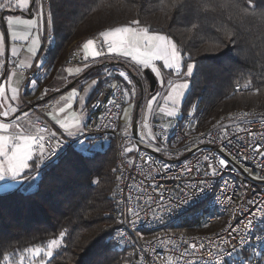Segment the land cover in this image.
Wrapping results in <instances>:
<instances>
[{"label":"built area","instance_id":"2783aa9c","mask_svg":"<svg viewBox=\"0 0 264 264\" xmlns=\"http://www.w3.org/2000/svg\"><path fill=\"white\" fill-rule=\"evenodd\" d=\"M39 2L46 16L49 1ZM50 39L46 34L41 55ZM83 61V53L71 47L65 65ZM21 72L28 87L40 66L35 62ZM108 77L92 99L83 133L68 137L49 118L53 101L31 106L35 135L44 136L46 147L50 139L62 141L43 168L80 145L92 153L114 146L118 188L113 238L130 249L132 264H264V111L240 109L201 131L191 130L192 116L184 118L182 112L140 119L134 129L121 119L125 84L115 74ZM141 83L148 96L145 76ZM47 91L41 89L43 97Z\"/></svg>","mask_w":264,"mask_h":264},{"label":"trees","instance_id":"16d2710c","mask_svg":"<svg viewBox=\"0 0 264 264\" xmlns=\"http://www.w3.org/2000/svg\"><path fill=\"white\" fill-rule=\"evenodd\" d=\"M48 1L47 76L58 72L74 43L138 20L177 45L182 74L194 65L182 104L191 130H205L233 109L264 111V0ZM117 188L114 146L104 153L69 150L42 168L35 189L0 195V264L61 232L63 245L48 264H132L130 249L113 238Z\"/></svg>","mask_w":264,"mask_h":264},{"label":"crops","instance_id":"0c3cea01","mask_svg":"<svg viewBox=\"0 0 264 264\" xmlns=\"http://www.w3.org/2000/svg\"><path fill=\"white\" fill-rule=\"evenodd\" d=\"M33 1L34 0H29L28 6L21 8L15 7L14 5L16 4V0H12L13 6L1 8L3 9V13L0 14V34L3 35V40L0 41V88L4 89V95L0 96V113L8 111L9 115L7 117L0 115V123H8L12 125V127L9 128V133L18 132L23 129L25 134L35 135L37 133V128L33 123V114L31 113L30 108L32 105L43 103L47 99L53 101L54 105L52 109H54L56 104L61 102H58V99L67 96L69 104L71 105L67 114L71 113V116L73 117L79 108V98L76 100V96L73 95V89L75 87H80L79 93L82 94L85 87L95 81L89 99L87 102L83 103L82 107L84 117L81 119L80 127L84 128L88 117V110L94 94L105 83V77H108L111 74L117 75L124 82L127 90V101L123 109L121 118L122 121L129 123L134 129L138 125L140 119L148 121L146 120L148 104L150 99L158 93V88H156L154 93H150L151 95L149 98H144L141 81L145 76V71H150L153 74L154 72L151 68L156 65L162 72L169 74L168 81L177 76L175 71L173 69L163 67V62L159 61L157 63L153 62V65L148 68H141L138 72L133 66L135 62L131 61L130 58L121 57L116 53H108V43H102L104 38L98 34L87 38L81 43H74L72 45V48L79 49L83 53V63L76 66H66L65 62H63L62 67L58 69V72H56L54 76H47L45 72L42 71V63L44 62L48 48L43 55H41V52L43 50V41L46 34L51 37L50 18L47 17L48 9L46 10V16H44L39 0H35L34 5ZM1 3V5H6L9 3V0H5V2ZM9 18L14 21L11 29H9L8 25ZM16 21H23L25 23H15ZM31 21H36V24L29 25L28 22ZM131 27L137 28L138 26ZM111 31H114V29L106 32ZM13 32H15L17 36L27 35L28 38L27 40H14L12 36ZM150 34L159 33L150 32ZM113 38L114 37H110L109 39ZM34 39L38 40V43L35 46V56H33L29 51L32 47L31 41ZM88 40H93L94 45L91 48L85 49L83 45ZM51 42L52 38L50 39L49 45ZM13 48L16 50L15 56L12 55ZM94 50L102 51V54L94 57L92 55ZM85 57H87V59H85ZM35 62H37L40 66V72L28 87H24V78L21 69L24 67H31ZM77 68L80 69L79 72L76 71ZM121 73H124V75L122 76ZM99 75H104L101 76L103 77V80L98 77ZM125 77H127V79H125ZM129 80L131 83H129ZM177 82L178 80L175 83ZM175 83H173V85ZM140 84L141 86H139ZM45 86L48 88V91L47 96L43 97L41 89ZM13 88L17 90L15 99H12ZM166 92L167 89L155 102V107L152 110L150 119L153 116H157L159 119L169 116L168 112L171 111V109L163 103ZM10 107L15 108L16 111H9ZM178 112L174 111V115ZM72 121L73 119L71 117L66 118V115L63 118V122L66 124H74L75 122L73 123ZM17 124L21 126L20 129L14 127V125ZM73 131H75V128H73ZM9 133L0 132V135H8ZM29 163L32 164L31 161ZM42 168V165L38 167L34 165L32 168L25 170L22 174V178L18 177L15 181L11 179L10 174H6L5 180L0 181V195L8 194L13 191H31L35 189L40 179ZM34 177L38 178L34 179Z\"/></svg>","mask_w":264,"mask_h":264},{"label":"snow or ice","instance_id":"6c2138e0","mask_svg":"<svg viewBox=\"0 0 264 264\" xmlns=\"http://www.w3.org/2000/svg\"><path fill=\"white\" fill-rule=\"evenodd\" d=\"M29 0H17L15 7H27ZM12 5V0H9V3L6 5H0V8L9 7ZM14 21L9 18L8 25L9 29H11ZM15 23H25L23 21H16ZM29 25H35L36 21L28 22ZM132 24L137 26L140 25V21L134 20ZM13 39L27 40V35L25 36H17L15 32L12 33ZM101 37L104 38L103 42L108 43L107 52L108 53H116L121 57L130 58L131 61L135 62L134 67L139 72L141 68H148L153 65L154 61H162L163 67L168 69H173L177 75H181V62H182V54L178 49L177 45L173 43L167 36L159 35V34H150L149 29L147 27H137L133 28L131 26L116 28L111 32H102L100 34ZM110 37H114L113 39H109ZM3 40V35L0 34V41ZM32 47L29 51L33 56L36 54V44L38 40L34 39L31 41ZM94 45L93 40H88L83 47L85 49L91 48ZM102 51L94 50L92 55L100 56ZM12 55H16L15 48L12 49ZM87 59V57H85ZM194 65L192 63H187L186 72H184L181 76H191L193 73ZM77 72L80 71L79 68L76 69ZM152 71L155 72L158 76L160 75L159 70L156 67H152ZM123 76L124 73H121ZM127 79V77H125ZM95 83V81H93ZM129 83L131 81L129 80ZM188 87L187 83L173 85L171 81H168V88L171 90V95L167 97L168 100L172 102L173 105H176L181 96L182 90ZM247 87V85H245ZM17 90L15 88L12 89V99L16 98ZM4 95V89L0 88V96ZM75 95V93H73ZM83 99V97H81ZM71 107V105H69ZM149 107L151 105L149 104ZM11 112H15V108L9 109ZM61 111H64L61 108ZM4 117L9 115L8 111H4L0 113ZM169 116L174 115V110L168 112ZM55 119V117H53ZM60 128L64 130V133L68 137H72L76 135V132L83 133L84 128L80 127L79 120L75 121L74 124L69 125L62 121L57 120ZM12 125L8 123H0V132L9 133V128ZM15 128L20 129L21 126L19 124L14 125ZM75 128V131H73ZM39 131L41 133L45 131H49V136L52 138H56V133L51 132L50 130H46L45 128H40ZM44 141V136H36L31 134H25V131L21 129L18 132L9 133L8 135H0V181L5 180V175L10 174L11 179L14 181L18 178H22V174L25 170H28L35 166H40L44 164L45 159H50L51 157L56 155L57 147L62 144V141L59 138L55 139V144L52 143L50 139L48 141V146L46 147ZM82 143V141L80 142ZM131 151V149H129ZM35 157V159H34ZM205 159H209L205 157ZM32 162L30 164L29 162ZM220 165H225L226 161L221 159L219 161ZM38 177H34L37 179ZM261 211H264V207L261 208ZM251 221H249V224ZM65 236L64 232L60 233V237L63 238ZM59 243L57 240H52L49 247L55 246ZM195 247V246H193ZM39 251V250H37ZM49 257L52 256V252L49 251L47 253Z\"/></svg>","mask_w":264,"mask_h":264},{"label":"rangeland","instance_id":"374dc122","mask_svg":"<svg viewBox=\"0 0 264 264\" xmlns=\"http://www.w3.org/2000/svg\"><path fill=\"white\" fill-rule=\"evenodd\" d=\"M1 2H5V0H0ZM17 2V0H16ZM48 11V10H47ZM47 17L49 18L48 12H47ZM154 62H159V61H154ZM156 68H158L160 75L158 76L155 72L153 73L156 77L157 80V84H158V93L156 94V96H154L152 99H150L149 104L151 105V107H149L148 104V108H147V114H146V120H148L147 122H149L150 119V115L152 113L153 108L155 107V102L157 101V99L160 97V95L167 89V92L164 95V101L163 103H165L167 106L170 107L171 111H181L182 112V104H183V100L188 92V89L190 87V76H184L183 78H181L182 75H177L176 78L178 80L177 83H175L174 85L177 84H184L187 83L188 87L186 89L182 90V96L179 100V102L176 105H173L172 102L170 100L167 99V97L169 95H171V90L169 88H167V82L169 80V74L162 72L160 70V68L158 66L155 65ZM152 70V68H151ZM71 71V70H70ZM83 84V83H82ZM94 83H91L90 85H88L87 87H85L83 93H79L80 92V87H75L73 90V93H75L76 96V100H78L79 98V108L76 112V114L73 115V117L71 116V113L67 112L70 110L69 108V101H68V97L64 96L63 98H59L58 99V104H56V107L54 109H52L50 111V113L48 114L49 118L51 120H53L56 124L59 125V123H57V120L62 121L63 122V118L66 115V118L71 117L73 119V123L77 120H79V122H81V119L84 117V113L82 110L83 107V103L87 102V100L89 99V96L91 94V90L93 89ZM151 94H149L148 96H144V98H149ZM81 97H83V99H81ZM61 108L64 109V111H61ZM242 109V108H241ZM240 110V109H233L232 111H230V113L226 114L223 117H227L230 114H233L235 111ZM247 110V109H246ZM55 117V119L53 118ZM221 117V118H223ZM220 119V118H219ZM60 126V125H59ZM86 148L83 145H80L77 147V150L79 151H84ZM23 192H26L23 190ZM59 241V243L55 246H52L51 248L49 247V245L51 244V241L45 246V247H35V248H30L26 251H24V253L19 255V259H16L14 263H11L10 260H8V264H48V262L52 259V257L54 256L55 252L63 245V238L58 237L57 239H54ZM39 250V251H37ZM51 251L52 252V256L49 257L47 255V253Z\"/></svg>","mask_w":264,"mask_h":264},{"label":"water","instance_id":"95a60500","mask_svg":"<svg viewBox=\"0 0 264 264\" xmlns=\"http://www.w3.org/2000/svg\"><path fill=\"white\" fill-rule=\"evenodd\" d=\"M34 3H35V0L33 1V5ZM145 76L147 80L149 81L151 92L154 93L157 88V80L155 76L150 71H145ZM139 86H141V84Z\"/></svg>","mask_w":264,"mask_h":264}]
</instances>
